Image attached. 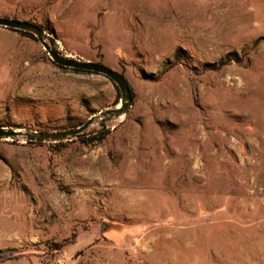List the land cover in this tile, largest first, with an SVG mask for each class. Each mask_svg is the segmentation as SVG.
I'll list each match as a JSON object with an SVG mask.
<instances>
[{"label": "rangeland", "instance_id": "obj_1", "mask_svg": "<svg viewBox=\"0 0 264 264\" xmlns=\"http://www.w3.org/2000/svg\"><path fill=\"white\" fill-rule=\"evenodd\" d=\"M0 17L134 95L101 143L0 139V264H264V0H0ZM115 101L0 27V126L75 129Z\"/></svg>", "mask_w": 264, "mask_h": 264}, {"label": "water", "instance_id": "obj_2", "mask_svg": "<svg viewBox=\"0 0 264 264\" xmlns=\"http://www.w3.org/2000/svg\"><path fill=\"white\" fill-rule=\"evenodd\" d=\"M0 27L31 34L55 65L70 70L90 72L95 75L103 76L115 85L120 96L119 102L116 106L107 108L99 112L97 115L90 117L78 128L53 132H36L22 129L2 128L0 129V139H12L24 141L26 143L31 142L40 144L70 142L84 136V132L94 123L98 124L100 130H104L108 124L119 121L127 115L132 106L133 100L131 97L130 86L120 73L101 64L84 62L63 55L56 47L55 39L49 33L33 23L0 17Z\"/></svg>", "mask_w": 264, "mask_h": 264}, {"label": "trees", "instance_id": "obj_3", "mask_svg": "<svg viewBox=\"0 0 264 264\" xmlns=\"http://www.w3.org/2000/svg\"><path fill=\"white\" fill-rule=\"evenodd\" d=\"M38 27L42 28L41 26H38ZM8 30L13 31V32H16V33H18V34H20L22 36L27 37V38H30V39L35 40V38L31 34H29V33L21 32V31H16V30H11V29H8ZM230 61L238 62L239 61V58H238V56L236 54L230 53V54H227L225 56V58L222 59V60H220L217 64L206 65L205 68H208V69H217L219 67H222V66L228 64ZM96 64H100V63H96ZM55 66L58 67L59 69L70 70V69H66V68H63V67H60V66H57V65H55ZM71 71L77 72V73L93 74V73H90V72H82V71H77V70H71ZM113 87H114L115 92H116V101H115V104H117L120 96H119V92H118L117 88L115 87V85H113ZM130 92H131V97H132V100H133L134 95H133V92H132V89L131 88H130ZM5 127H8V126L7 125L0 126V129L5 128ZM109 134H110V130L109 129L99 130L94 135H91L90 137H83L82 136V137L78 138V141H80L82 143H93V142H95V143H101L102 141H104L106 139V137ZM27 144H33V145H38V146L42 145L40 143H31V142H27ZM63 144L64 143L61 142V143H56V144H49L48 146L59 147V146H61ZM60 247H63V244ZM15 257L16 256L14 254V251H8V252H1L0 251V261H10V260L15 259Z\"/></svg>", "mask_w": 264, "mask_h": 264}]
</instances>
